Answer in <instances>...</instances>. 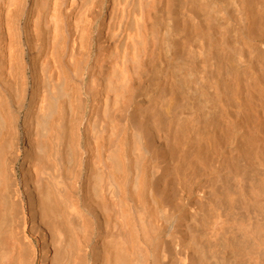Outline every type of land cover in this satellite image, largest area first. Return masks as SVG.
Wrapping results in <instances>:
<instances>
[{
    "label": "bare ground",
    "instance_id": "1",
    "mask_svg": "<svg viewBox=\"0 0 264 264\" xmlns=\"http://www.w3.org/2000/svg\"><path fill=\"white\" fill-rule=\"evenodd\" d=\"M0 264H264V0H0Z\"/></svg>",
    "mask_w": 264,
    "mask_h": 264
}]
</instances>
